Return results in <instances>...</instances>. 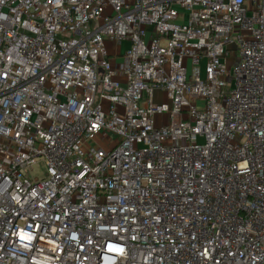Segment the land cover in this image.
Segmentation results:
<instances>
[{"label":"built area","instance_id":"obj_1","mask_svg":"<svg viewBox=\"0 0 264 264\" xmlns=\"http://www.w3.org/2000/svg\"><path fill=\"white\" fill-rule=\"evenodd\" d=\"M0 264H264V0H0Z\"/></svg>","mask_w":264,"mask_h":264},{"label":"rangeland","instance_id":"obj_2","mask_svg":"<svg viewBox=\"0 0 264 264\" xmlns=\"http://www.w3.org/2000/svg\"><path fill=\"white\" fill-rule=\"evenodd\" d=\"M180 13H183V11H180ZM106 47L110 50L112 48V43L107 42ZM129 47H130L129 43L125 42L122 45V50L126 51ZM229 49L235 50L234 44L229 45ZM228 62L232 63V62H234V59L230 57V58H228ZM202 71H203V75H205V64L204 63H203ZM154 97H155V103L156 104H162L163 103V95L162 94L155 93ZM161 121H162V116L158 115L156 117V124L161 125ZM96 143L99 146L106 148V145L102 142L101 138L97 137ZM46 173H47V170H46L45 164L42 162H39L34 166L33 170L30 172V175H31L32 179H34V180L37 179V180L41 181L46 177Z\"/></svg>","mask_w":264,"mask_h":264}]
</instances>
